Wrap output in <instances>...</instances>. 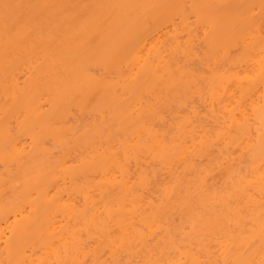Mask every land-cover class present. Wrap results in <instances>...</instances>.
<instances>
[{
  "label": "bare ground",
  "instance_id": "1",
  "mask_svg": "<svg viewBox=\"0 0 264 264\" xmlns=\"http://www.w3.org/2000/svg\"><path fill=\"white\" fill-rule=\"evenodd\" d=\"M0 264H264V0H0Z\"/></svg>",
  "mask_w": 264,
  "mask_h": 264
},
{
  "label": "snow or ice",
  "instance_id": "2",
  "mask_svg": "<svg viewBox=\"0 0 264 264\" xmlns=\"http://www.w3.org/2000/svg\"><path fill=\"white\" fill-rule=\"evenodd\" d=\"M2 7L5 10V21L7 23V20L9 18L10 13H14L17 16V18H19L22 15L23 10L25 8L32 7V6L23 5V4H8V3H5V4L2 5Z\"/></svg>",
  "mask_w": 264,
  "mask_h": 264
},
{
  "label": "rangeland",
  "instance_id": "3",
  "mask_svg": "<svg viewBox=\"0 0 264 264\" xmlns=\"http://www.w3.org/2000/svg\"><path fill=\"white\" fill-rule=\"evenodd\" d=\"M79 118H80V121H81V116H79ZM177 222H179V220Z\"/></svg>",
  "mask_w": 264,
  "mask_h": 264
}]
</instances>
